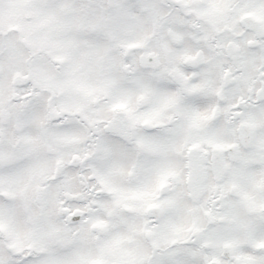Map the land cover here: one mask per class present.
<instances>
[{
  "label": "snow or ice",
  "instance_id": "6c2138e0",
  "mask_svg": "<svg viewBox=\"0 0 264 264\" xmlns=\"http://www.w3.org/2000/svg\"><path fill=\"white\" fill-rule=\"evenodd\" d=\"M0 264H264V0H0Z\"/></svg>",
  "mask_w": 264,
  "mask_h": 264
}]
</instances>
